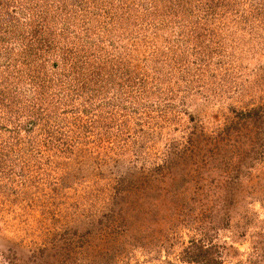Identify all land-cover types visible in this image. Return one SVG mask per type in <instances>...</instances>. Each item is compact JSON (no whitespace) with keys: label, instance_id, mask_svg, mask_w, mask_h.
Listing matches in <instances>:
<instances>
[{"label":"rangeland","instance_id":"1","mask_svg":"<svg viewBox=\"0 0 264 264\" xmlns=\"http://www.w3.org/2000/svg\"><path fill=\"white\" fill-rule=\"evenodd\" d=\"M0 264H264V0H0Z\"/></svg>","mask_w":264,"mask_h":264},{"label":"trees","instance_id":"2","mask_svg":"<svg viewBox=\"0 0 264 264\" xmlns=\"http://www.w3.org/2000/svg\"><path fill=\"white\" fill-rule=\"evenodd\" d=\"M241 114V113H240Z\"/></svg>","mask_w":264,"mask_h":264}]
</instances>
